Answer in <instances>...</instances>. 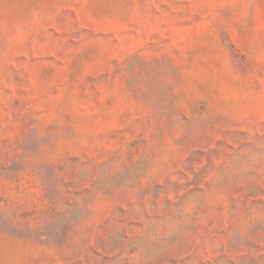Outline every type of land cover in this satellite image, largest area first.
I'll return each mask as SVG.
<instances>
[{"label":"rangeland","instance_id":"1","mask_svg":"<svg viewBox=\"0 0 264 264\" xmlns=\"http://www.w3.org/2000/svg\"><path fill=\"white\" fill-rule=\"evenodd\" d=\"M264 264V0H0V264Z\"/></svg>","mask_w":264,"mask_h":264},{"label":"trees","instance_id":"2","mask_svg":"<svg viewBox=\"0 0 264 264\" xmlns=\"http://www.w3.org/2000/svg\"><path fill=\"white\" fill-rule=\"evenodd\" d=\"M54 264H58V263H54ZM66 264H85L81 261H67Z\"/></svg>","mask_w":264,"mask_h":264}]
</instances>
